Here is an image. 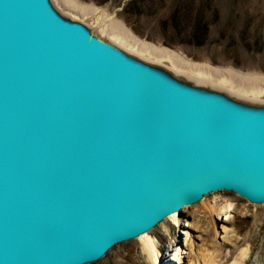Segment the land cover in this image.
I'll return each mask as SVG.
<instances>
[{
	"label": "water",
	"instance_id": "obj_1",
	"mask_svg": "<svg viewBox=\"0 0 264 264\" xmlns=\"http://www.w3.org/2000/svg\"><path fill=\"white\" fill-rule=\"evenodd\" d=\"M223 189L264 203V101L0 0V264L97 262Z\"/></svg>",
	"mask_w": 264,
	"mask_h": 264
},
{
	"label": "rangeland",
	"instance_id": "obj_2",
	"mask_svg": "<svg viewBox=\"0 0 264 264\" xmlns=\"http://www.w3.org/2000/svg\"><path fill=\"white\" fill-rule=\"evenodd\" d=\"M53 1L71 16L97 27L105 24L106 35L130 51L198 82L264 101L257 91L264 89L260 87L264 83L250 88L255 89L253 92L245 87L248 84L237 81L238 77L250 82L264 76V0H70L73 6L63 0ZM198 20L209 24L206 33L200 32L205 36L202 44L196 41L200 36L192 35ZM118 28L125 34L118 33ZM156 50L172 58V63H166ZM184 66H192V70ZM207 68L213 72L206 73ZM205 196L214 205L213 211L200 205V200L182 208L168 230L161 227L163 220L154 227L162 254L158 264L172 261L171 253L177 245L182 256L192 250L198 259L208 254L228 263L247 249L244 264H264V203H251L224 189ZM225 202L233 207L223 227L217 209ZM134 239L117 244L91 264H150Z\"/></svg>",
	"mask_w": 264,
	"mask_h": 264
},
{
	"label": "bare ground",
	"instance_id": "obj_3",
	"mask_svg": "<svg viewBox=\"0 0 264 264\" xmlns=\"http://www.w3.org/2000/svg\"><path fill=\"white\" fill-rule=\"evenodd\" d=\"M63 1L68 2V3H71L70 5H72V6L74 4L70 0H63ZM79 9H81V8H79ZM82 10H84V9H82ZM101 27H106V25L105 24H102ZM122 30H121V28H118V30H116V31H118V33H121L123 35V34H125V31H122ZM140 48H142V47H140ZM144 49H150V48L149 47H145ZM150 51H151V49H150ZM156 52L162 54V56H164V57H168V56L164 55L163 53H161V52H159L157 50H156ZM168 58H170V57H168ZM184 67H187L188 69L192 70L191 69L192 66L191 67L190 66H184ZM206 70H207L206 73H209L208 71L213 72V69H210V68H207ZM198 71H200V70H198ZM201 72L205 73L202 70H201ZM222 76H224V75H222ZM213 77H214V75H213ZM239 79H241V77H238V79H237L238 84L243 85V86L248 84L245 87H249V89L252 88V87H254V86L255 87L256 86L259 87V84L264 83V76L256 77V78L253 79V81H250V82H249V80H244L243 81V79L242 80H239ZM252 83H254V84H252ZM262 86H264V85H261L260 87H262ZM207 197L208 196H204V198L201 199L200 205H202L203 207L204 206L207 207L209 209V211H213V206L214 205H212L211 203H209ZM232 207H233V204L231 202H225L224 205H222L220 208L217 209V213L220 214L219 215L220 216L219 219L221 221V226L224 227L223 223H224V221H226L227 216H229ZM187 208H188L187 206H184L183 207V210H185ZM177 216H178V213L177 212L171 213L169 216H167L161 222V227H164V228H166L168 230L170 228L171 222H176ZM155 230H156V228H153V229H151V230H149L147 232H144V233L138 235L134 239L135 243H137V244H139L141 246L142 251L144 252V254H145V256H146V258H147V260H148V262L150 264H158V263H161V255L162 254H161L160 246L158 244V238L156 236ZM184 233L186 234L187 231H184ZM186 239H187V235H185L184 241H186ZM189 242L191 244V241H189ZM191 251L192 250H189V252H188L187 255H185V256L183 255L182 256V251H181L180 247H178V245H177L175 248H173V251L171 253V257L170 258L172 259V261L167 262V264H182V263L183 264L184 263L185 264H244L245 257L247 255V249H242L238 253V255L235 256L232 259V261H230L228 263L227 261L216 260V259H214L215 257L213 258L211 256H208V254H206V257L205 258L202 257L203 260H201V259L196 258L192 254ZM212 255H213V253H212ZM162 261H164V260H162Z\"/></svg>",
	"mask_w": 264,
	"mask_h": 264
},
{
	"label": "trees",
	"instance_id": "obj_4",
	"mask_svg": "<svg viewBox=\"0 0 264 264\" xmlns=\"http://www.w3.org/2000/svg\"><path fill=\"white\" fill-rule=\"evenodd\" d=\"M208 26H209L208 23H202L200 20H198L197 23L194 24V26H193L194 31H193L192 35H194V36L196 35V36L201 37L198 40H196L199 44H202L205 40L204 34H201L200 32L206 33Z\"/></svg>",
	"mask_w": 264,
	"mask_h": 264
}]
</instances>
